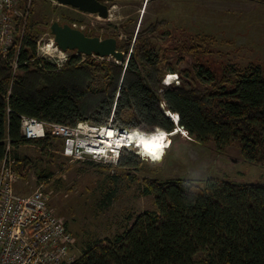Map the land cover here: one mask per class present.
Masks as SVG:
<instances>
[{
	"label": "trees",
	"instance_id": "1",
	"mask_svg": "<svg viewBox=\"0 0 264 264\" xmlns=\"http://www.w3.org/2000/svg\"><path fill=\"white\" fill-rule=\"evenodd\" d=\"M19 2L26 10L30 2V9L25 23L17 19L25 37L15 72L9 64L14 49L9 58L0 54V162L7 138L14 148L50 145L49 134L23 135L22 115L64 124L111 119L118 127L143 128L148 134L154 127L175 131L170 111L179 115L184 134L211 143L218 152L236 148L243 160L264 164L261 62L225 64L217 73L199 59L210 38L193 36L180 47L158 51L146 35L157 29L155 24L124 45L126 53L131 51L121 63L91 56L81 61L73 53L58 68L37 57L34 0ZM168 74H177L179 82L166 83ZM142 161L132 148L121 151L122 166L137 167ZM29 169L27 159L16 155L17 172L24 175ZM143 194L152 196L154 209L130 215L132 222L123 231L88 243L67 264H264V184L209 178L203 186L188 178L146 177Z\"/></svg>",
	"mask_w": 264,
	"mask_h": 264
},
{
	"label": "rangeland",
	"instance_id": "2",
	"mask_svg": "<svg viewBox=\"0 0 264 264\" xmlns=\"http://www.w3.org/2000/svg\"><path fill=\"white\" fill-rule=\"evenodd\" d=\"M105 1L109 5L108 17L83 12L56 0H34L37 52L54 41L50 32L54 21L101 38L116 37L118 48L125 53L124 45L134 43L138 31L144 33L156 24L155 31L145 34L152 36L158 51L173 50L181 46L182 40L193 36L210 38L199 59L217 73L225 64L245 66L250 61L264 64V0ZM73 53L76 51L71 50L70 54ZM80 56L81 61L91 56L97 62H122L113 56ZM169 77L164 79L166 83L179 82V77ZM174 132L166 133L170 142L161 160H150L139 153L143 161L137 167L122 166L119 160L65 156L62 140L56 137H52L48 148L40 144L13 148V156L26 158L30 168L23 171L24 175L19 174L17 191L31 193L42 184V189L50 193L56 214L76 239L69 255L74 260L88 243L123 231L132 222L130 215L155 208L152 196L143 194L146 177L188 178L203 186L209 178L264 184V164L243 160L236 148L218 152L211 143H201L180 130ZM137 133L141 132L133 134ZM131 148L138 150L137 146ZM204 256L199 254L200 258Z\"/></svg>",
	"mask_w": 264,
	"mask_h": 264
},
{
	"label": "built area",
	"instance_id": "3",
	"mask_svg": "<svg viewBox=\"0 0 264 264\" xmlns=\"http://www.w3.org/2000/svg\"><path fill=\"white\" fill-rule=\"evenodd\" d=\"M27 9L20 5L19 0H0V54L9 58L14 49L9 58L14 72L20 65L19 54L25 37V27H17V19L22 18L25 23L30 2ZM54 44L53 41L39 48L37 57L46 58L61 68L68 61L71 50H63ZM76 54L82 55L78 51ZM171 75L178 77L177 74ZM21 127L28 139L43 138L48 134L59 138L64 155L75 159L118 162L124 148L136 147V143L127 136L128 129L114 125L111 119L104 124L85 120L64 124L22 115ZM109 131L112 135L108 134ZM6 141V156L0 162V264L71 262L69 255L75 245V237L66 222L56 214L51 205V195L42 189V184L31 193L17 191L20 175L12 154L14 146L9 138ZM136 152L139 154L138 150Z\"/></svg>",
	"mask_w": 264,
	"mask_h": 264
},
{
	"label": "water",
	"instance_id": "4",
	"mask_svg": "<svg viewBox=\"0 0 264 264\" xmlns=\"http://www.w3.org/2000/svg\"><path fill=\"white\" fill-rule=\"evenodd\" d=\"M62 5H69L83 12L97 13L102 17L109 16V8L101 0H56ZM54 35V41L63 50H77L86 55H97L101 57L113 56L117 60L123 61L126 53L118 49V40L116 37L101 38L98 35L89 36L81 29L71 24H61L54 21L50 25ZM167 114L173 117L170 111ZM179 122V115L176 114ZM176 123V122H175ZM158 127H154L155 130ZM183 130L176 123L175 130ZM167 133H169L167 131Z\"/></svg>",
	"mask_w": 264,
	"mask_h": 264
},
{
	"label": "bare ground",
	"instance_id": "5",
	"mask_svg": "<svg viewBox=\"0 0 264 264\" xmlns=\"http://www.w3.org/2000/svg\"><path fill=\"white\" fill-rule=\"evenodd\" d=\"M170 77L169 78H171V77H174V76H172V75H169ZM172 79V78H171ZM173 115V114H172ZM177 116V115H176ZM173 118H174V120H175V122L177 123L178 122V117L176 118L174 115H173ZM140 130V129H139ZM155 130H157V131H155L153 134H151V135H149V134H146V133H138V134H140V135H142L145 139H149V138H151L153 135H155V134H157V132H164V133H167V132H165V131H163V130H160V127H158V128H156ZM175 131H178V129H176ZM134 131H131V130H129L128 129V133H127V136H128V138L129 139H131L132 140V142H135L136 143V146H137V148H138V150H139V153L142 155V156H144V157H147L148 159H150V160H161L162 158H163V156H164V154H165V151H166V148H167V146H168V143L170 142L169 140H167V138H165V140L163 141V147L162 148H160L159 150H158V158H155L154 156H153V154H151L145 147H144V145L142 144V143H138L137 142V140L139 139V136H137V135H135L134 136ZM168 134V133H167Z\"/></svg>",
	"mask_w": 264,
	"mask_h": 264
},
{
	"label": "snow or ice",
	"instance_id": "6",
	"mask_svg": "<svg viewBox=\"0 0 264 264\" xmlns=\"http://www.w3.org/2000/svg\"><path fill=\"white\" fill-rule=\"evenodd\" d=\"M109 135H112V132L109 131ZM139 136V139L137 140L138 143H142L144 147L151 153L155 158H158V150L163 147V141L166 138V133L164 132H157V134L153 135L149 139H145L140 134H134Z\"/></svg>",
	"mask_w": 264,
	"mask_h": 264
},
{
	"label": "flooded vegetation",
	"instance_id": "7",
	"mask_svg": "<svg viewBox=\"0 0 264 264\" xmlns=\"http://www.w3.org/2000/svg\"><path fill=\"white\" fill-rule=\"evenodd\" d=\"M102 2H106L105 0H101ZM108 8H109V5H108ZM62 24H64V23H62ZM87 34V33H86ZM87 35H89V36H94V35H91V34H87Z\"/></svg>",
	"mask_w": 264,
	"mask_h": 264
}]
</instances>
